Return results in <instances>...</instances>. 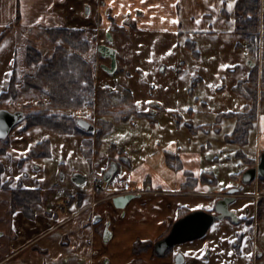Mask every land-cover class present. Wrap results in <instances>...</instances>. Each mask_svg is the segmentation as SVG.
<instances>
[{"label": "crops", "instance_id": "obj_1", "mask_svg": "<svg viewBox=\"0 0 264 264\" xmlns=\"http://www.w3.org/2000/svg\"><path fill=\"white\" fill-rule=\"evenodd\" d=\"M236 1L83 0L84 6L89 7V14L85 15L84 13L83 20L84 22L91 20L94 25L99 21V27L106 30L105 35L109 33L113 43L116 41L117 44L120 39L123 41L129 39L136 43L167 40L169 41L167 49L171 50L173 46L179 48L180 43L190 42H183L189 36L201 37V39L216 38L221 44V39L227 40L237 35L235 33ZM89 3L90 5H88ZM74 5H80L79 0H0V30L7 28L3 38L12 32L9 25L15 23L17 9L20 18L18 25L14 27H18L21 31L20 34L25 36L24 39H27L24 30L28 26V29L33 25L41 27L65 26L67 19L64 18L63 13L68 14V10L71 12ZM261 7L264 12V0H261ZM262 17L264 16L262 15ZM116 33L117 38L112 35ZM238 38H240L238 44L241 45L243 39L240 36ZM217 45L216 42V47L220 46ZM123 47L124 45L117 51V70L114 74L122 77L129 74L141 75L144 71L139 63L130 70L126 69L128 51L130 52L131 49L125 50ZM16 50L17 47L13 48L11 54L13 57H15ZM196 52L199 56H197V61L200 62L201 53ZM246 54V48H244V57L248 59ZM13 65L14 60L11 58L9 67H13ZM247 67L246 78L238 80L239 82L247 80L250 73L249 65ZM177 68L179 72H182L184 66L181 63ZM232 70L234 71V69ZM12 71L13 69L10 70L7 81L3 83L5 88L1 92L6 90ZM238 81L232 82L230 85L231 93L228 100L231 105L218 110L220 114L242 113L251 106V100L234 90ZM204 82V79L199 76L194 91L198 88L197 86L204 85ZM216 89L220 91V94L222 93V87ZM128 91L132 96V104L140 114L147 115L149 111L153 116L158 114L159 105L155 104L149 108L146 103H143L139 108L137 102L141 97L138 96L139 98L135 99L134 93L130 89ZM155 100L157 99L155 98ZM194 101L202 111L206 110L205 108L210 103L207 96L195 95ZM168 111L171 112L170 108ZM187 111H190L191 115L194 114L192 110ZM203 114L199 113L196 126L186 125L189 133L179 131L174 127L153 131L151 134L145 133L151 137L155 136L156 143L161 141L164 144L166 142L161 150H154L151 154H149L150 151H147L149 147L140 145L142 137L140 136L136 142L138 146L140 145L141 151L128 155L124 143L130 137L124 139V142L114 143L111 130H109L103 134V146L101 145L98 150L92 147L90 159L87 160L81 150L84 136L65 135V137L72 138L71 141L75 144L74 153L77 157L80 155L82 162L88 165L85 170H88L91 175L94 172L99 174L100 169H103L102 173L104 174L106 167L109 168L111 163L116 165V175L109 182L111 190L107 192V197L99 198V191L92 193L90 192L91 188L82 191L79 189L80 187L74 186L73 193L75 190H79L81 193L72 194L66 204L63 203L64 201L55 202L56 207L53 208V211H45L43 208V214H38L39 216L36 215L37 213L33 211L32 207L27 212L16 210L12 213L11 209H8L7 216L11 213V221L9 222L7 219V231L6 227L0 230V238L7 237V252L0 264H129L134 257L132 253L134 243L137 241L152 242L157 239L168 229L171 219L173 220L177 216L179 210L191 212L193 209H211L216 198L226 190L240 184L244 171L254 166L264 151V97L257 98L256 119L247 134L246 143L243 145L225 140V137L232 134L236 119L225 118L226 120H221L217 124L214 122V117L209 120V118L203 117ZM136 117L132 120L130 117L115 122L113 126L128 122L134 124L133 121ZM147 117L139 116L138 118L146 120ZM174 117H176L175 114ZM148 118L150 123L158 124L157 119L151 116ZM226 123L230 125L227 124L225 130L222 125L224 126ZM31 130L46 132L47 129L35 127ZM62 136L64 135H59L60 138ZM12 150H14L13 146L8 150V156ZM33 152L35 153V151ZM34 153L32 155H35ZM49 153L50 156L54 154L52 141H50ZM133 155L135 160L132 159ZM42 157L39 155L40 159ZM236 160L241 162L240 165H236L237 171L226 172L225 169ZM119 163H122L126 168V175L122 178L119 175ZM22 169L26 183L31 184L32 163L26 161ZM221 170L222 175L226 177L224 184L219 182L218 175ZM80 173L84 175L82 172ZM35 183L37 184V182ZM27 188H31V186ZM260 188L259 181H255L245 187L239 195L242 197H238L233 203L232 208L238 218L246 215L256 219L259 199L254 195L257 194V197L260 195ZM126 192H133L138 196L124 210L116 209L111 202L112 196ZM189 195L205 197L202 209H196L187 204L185 196ZM244 207L249 208V213H243ZM262 209L264 210V203ZM96 217H99L100 220L93 223ZM254 219L253 225H256ZM108 221L112 238L108 243H104L102 235ZM260 223L264 227V218ZM99 227H102L100 232H98ZM235 227L239 230V234L234 238L235 259H237L234 264H246L247 260L248 264H255L254 260H257L258 256H263V252H259L261 249L254 239L255 227L250 229L252 236L251 234L247 235V228L243 225Z\"/></svg>", "mask_w": 264, "mask_h": 264}, {"label": "rangeland", "instance_id": "obj_2", "mask_svg": "<svg viewBox=\"0 0 264 264\" xmlns=\"http://www.w3.org/2000/svg\"><path fill=\"white\" fill-rule=\"evenodd\" d=\"M79 2L80 5H74L75 7H73L71 12L68 10V14L63 13L64 18L67 19L65 26L41 27L33 25L29 29L28 26L26 30L23 29L27 35V39H24L25 36L20 34L19 28L14 27L18 25V22H16L11 26L9 25L12 32L7 37L0 39V92L5 88L3 87V83L7 81L10 70L13 69V74H11L12 77H10L11 80L6 90L0 93V109H6L11 112L22 111L25 115V119L11 130L8 137L0 141V230L6 227L7 231V219L9 222L11 221V213L7 216V210L11 209L12 191L22 189L40 191L41 205H33L31 207L34 208L33 211L37 213L36 215H42L43 208L45 211H53V208L56 207L55 202L64 201L63 203L66 204L70 197H72V194L78 195L81 193L79 190H75V193H73L74 185L71 178L74 174L82 172L86 177V183L79 188L82 191L92 188V180L94 178L103 176V169H100L99 174L94 172L93 175L88 170H85L88 168V165L82 162L80 155L77 157L73 150L75 144L71 141L72 138L65 137V135L79 134L84 136L81 150H83L82 153L85 154L87 160L90 159L92 147L98 150L104 144L102 141L103 134L109 130H111L110 133L114 138V143L124 142V139L128 136L130 137L124 143L128 155L141 151L139 148L141 144L144 147H149L147 149V151H150L149 154L154 150H161L166 142L164 144L161 141L156 143L155 136L151 137L150 135H145V133L151 134L153 131L157 132L169 127L178 128L179 131L182 130L189 133L186 125L196 126L198 124L196 120L199 113H204L203 117H207L209 120L214 117V122L220 123L217 121V118L222 114L218 110L224 106L229 107L231 105L230 100H228V96L231 93L230 85L232 82L244 80V77L246 78L249 60L254 63V66H249V69H257L258 72L256 91L258 94H264V82L260 78V70L264 64V57L262 55L264 27L261 22L264 12L261 7V0H259L258 11L260 18L258 51L249 55L246 48L248 45L244 40H241L240 43L242 47H238L237 44L240 38L237 35L227 40L221 39V44H219V40L216 38L211 39L206 37L205 39H201V37L189 36L183 42L190 41L195 44V51L201 53L200 62L197 61L198 58L193 55L191 50L186 47V43H180L179 48L173 46L171 50L167 49L169 44L167 40H150L136 43L129 39H124V41L120 39L118 41L119 44L116 41L110 43L105 37L106 30L99 27V21L95 25L91 23V20L84 22L85 6L83 0H79ZM54 29L79 32V48L77 50L72 49L70 46L64 44L61 38H58L59 36L56 35V32H52L53 35L47 34V32L54 31ZM4 32H7V28L0 30V35ZM112 35L117 38V33ZM216 42L218 43L217 46L220 45L219 47H216ZM99 45L112 47L116 54L118 49L123 45L125 50L131 49L130 52L128 51L126 69L130 70V68L139 63L144 72L139 76L135 74H125L127 75L125 77L115 74L110 75L102 68V66L109 67L110 61L101 57L98 53L97 46ZM15 47H17V52L15 53V57H13L11 54ZM59 48L65 49L69 55L80 56L88 63L93 76L94 88L89 93L79 92L82 97L80 105L70 109H48L47 107L50 105V92L46 87L41 89H25V79L35 78L40 67L44 66L47 60ZM244 48H246V57L248 59L244 57ZM27 49H32L33 53H36L34 51L39 53L40 58L38 63H27ZM11 58L14 60L13 67H9V60ZM173 61L174 64H172ZM181 63L184 68L182 72H179L177 66L181 65ZM199 76L205 82L204 85L197 86L198 88L194 91ZM11 81L12 89L9 88ZM85 86V83H81V87L85 88ZM217 87H222L221 94L216 89ZM128 89L134 93L135 99L138 96L141 97V102L139 101L140 104L138 103L139 108L142 107L143 103H146V106L149 108L157 104L160 106L158 114L153 116L150 114V111L147 115L140 114L135 105L132 104V96ZM195 95L200 97L207 96V99H210L208 107L205 108L206 110L202 111L195 105ZM37 104L42 105L44 108L37 106ZM169 108L171 112L168 111ZM187 110L194 111V114L191 115V112ZM41 113L46 117L55 116L58 121L70 119L75 123V119L77 118L85 119L93 124L95 128H100L102 134L100 137L97 136V133L82 134L74 128L69 130L67 129L68 127H63V131H56L44 125L28 128L27 118L35 114L40 115ZM174 114L176 117H174ZM140 115L151 116L157 119L158 124L150 123L148 117L146 120L139 119ZM135 116L137 117L133 121L135 122L134 124L128 122L113 126L115 122L123 121L130 117L132 120ZM114 119H117V121ZM221 120L226 119L221 118ZM228 123L224 126L222 125L223 129L227 127ZM35 127H42L47 130H45L46 132L31 130L35 129ZM48 130L55 135L50 134ZM66 130L70 131V133H66ZM59 135L64 136L60 138ZM140 136H142L141 143L138 146L136 141ZM193 140L195 139L193 138ZM50 141H52L54 149L52 156L49 155ZM12 146L14 150L8 156V150ZM32 153L35 155H32ZM39 155L43 156L42 159L39 158ZM132 159L135 160L134 155ZM26 161L32 163L33 171L30 170L32 171L30 172L31 184L26 183L24 170L22 169ZM240 163L238 160L235 163L231 162L230 167L226 168L225 171L236 172V165H240ZM35 168L39 169L36 170ZM119 175L121 178L126 175V168L122 163H119ZM218 177L220 184H224L226 177L222 175V170ZM30 186L31 188H27ZM36 186H40L41 188H37ZM61 189L65 191L62 195L58 193ZM99 192V198L107 197L108 191ZM185 198L187 204L196 209H202L200 206L206 200L201 195H189L188 197L185 196ZM17 210L20 211L21 209L17 208ZM15 211L16 209H11L12 213ZM176 218L177 216L173 220L171 219V222ZM235 224H231L225 219L216 221L203 237L174 247L164 258L156 257L153 250H150L139 255L133 254L132 261H135L136 264H172L174 256L177 253H182L185 258L184 264H234L235 260H237L235 259L234 238L239 234V230L235 227ZM258 225L259 227H255L254 230V239L262 250H259V252H263V256H258V259L254 260V263L264 264V227L261 226V223ZM101 229L102 227H99L98 232ZM169 230L170 226L152 243L165 236ZM250 231L246 232L247 235L251 234ZM247 241L249 240L247 239ZM0 246L1 262L7 252V237L0 238ZM248 262L247 260L246 264Z\"/></svg>", "mask_w": 264, "mask_h": 264}, {"label": "trees", "instance_id": "obj_3", "mask_svg": "<svg viewBox=\"0 0 264 264\" xmlns=\"http://www.w3.org/2000/svg\"><path fill=\"white\" fill-rule=\"evenodd\" d=\"M259 0H237L235 5V33L240 36L248 45L247 51L249 55L253 52L258 51L259 42ZM15 23L18 22L20 18L19 11L16 12ZM261 22L264 25V17L261 18ZM6 31V30H5ZM52 32H56L58 38H61L64 44L70 46L72 49H78L80 42L78 41L79 32L70 30H55L50 31L47 34L53 35ZM4 33L0 35V39L4 37ZM263 48L262 55L264 57V36H262ZM238 47L242 45L237 44ZM186 47L191 50L194 56H198L195 51V44L191 42H186ZM32 49L26 50V60L29 64H36L39 62L40 55L37 51ZM35 54V55H34ZM253 62V61H252ZM257 69H251L248 75V79L245 82H239L234 90L240 93L246 99L252 101L250 107L246 108L245 112L242 113H227L222 114L217 118L219 122L221 118H234L236 119L235 128L231 135L225 137V140L238 145H243L246 143L247 134L252 128L253 123L256 119V103L257 98L264 97V94L257 93ZM13 74V72H12ZM12 77V76H11ZM260 78L264 82V64L260 70ZM11 80V79H10ZM81 83H85L86 86L81 87ZM46 87L49 90V106L48 109H70L79 106L82 97L79 92L89 93L91 89L94 88L93 76L91 69L87 62H85L80 56L69 55L65 49H57L56 52L47 60L46 64L40 67L37 76L35 78L25 79V89H41ZM12 89V81L9 85ZM9 89V90H10ZM91 96L90 94H88ZM1 97V94H0ZM132 99V98H131ZM39 107H43L37 104ZM44 108V107H43ZM45 115L41 113L40 115H31L27 118L28 128L36 125H44L54 130H62L63 127H68L67 129L74 128L82 134H90L78 129L73 121L66 119L63 121H58L55 116L44 117ZM143 116V115H140ZM117 121V119H114ZM67 125V126H66ZM106 126V125H105ZM106 131V130H105ZM104 131V132H105ZM59 132V131H58ZM66 133L70 131L66 130ZM100 128H98L97 136L101 135ZM45 145V143H44ZM40 191L32 189H22L17 191H12L11 198V209L20 208L23 212H27L31 206H40L41 198ZM190 211L179 210L177 212V218H180ZM175 219V220H176ZM174 220V221H175ZM171 222V225L173 222ZM170 225V226H171ZM155 243V242H154ZM154 243L152 242H140L137 241L133 245L132 253L134 255H139L141 253L153 250ZM169 252V251H168ZM167 252V253H168ZM154 253V252H153ZM166 253V254H167ZM129 264H136L135 261H131Z\"/></svg>", "mask_w": 264, "mask_h": 264}, {"label": "water", "instance_id": "obj_4", "mask_svg": "<svg viewBox=\"0 0 264 264\" xmlns=\"http://www.w3.org/2000/svg\"><path fill=\"white\" fill-rule=\"evenodd\" d=\"M89 14V7H85V15ZM107 39L110 43L113 39L107 33ZM97 51L103 58L110 60L109 67L102 66V68L109 74H114L117 70V59L115 50L108 45L97 46ZM249 66L253 67L254 63L249 61ZM25 119L22 111L11 112L6 109H0V141L8 137L11 130ZM75 125L81 131L86 133H95L98 129L89 121L81 118L75 119ZM116 165L111 163L109 168L103 174V180L109 183L116 175ZM258 179L264 180V151L259 157V161L252 167L246 169L241 177V184L239 187L230 188L227 190L225 196L218 200L215 204V214H211L205 210H193L186 215L178 218L171 226L167 235L155 242L153 246L154 254L163 258L166 253L181 244L199 239L203 237L211 225L216 221L224 218H230L233 223L238 222V218L234 212L229 209V205L236 201L237 197L244 190L245 187L251 185ZM72 184L76 187H81L86 183V177L80 173H76L71 178ZM138 195L125 194L122 196L113 197L111 202L118 210H124L126 206L134 200ZM99 217L94 219L93 223H97ZM103 242L108 243L112 238V233L109 229V223L106 224L103 231ZM185 258L182 253H177L174 257L173 264H184Z\"/></svg>", "mask_w": 264, "mask_h": 264}, {"label": "flooded vegetation", "instance_id": "obj_5", "mask_svg": "<svg viewBox=\"0 0 264 264\" xmlns=\"http://www.w3.org/2000/svg\"><path fill=\"white\" fill-rule=\"evenodd\" d=\"M263 16H264V14H263ZM105 37H106V39H107V34L105 35ZM107 41H108V39H107ZM109 42V41H108ZM106 59H108V58H106ZM110 61V60H109ZM258 181H259V184H260V195H259V197H258V199H259V204H258V209H257V211H256V214H255V216H256V219H254V218H249L248 216H246V215H244L243 217H241V218H238V222L235 224L236 226H240V225H243L244 227H246L247 228V231H249L252 227H258L259 225V223L263 220V218H264V216H263V212H264V210L262 209V204L264 203V180L263 179H258ZM240 184H241V179H240ZM240 184L237 186V187H239L240 186ZM245 189V188H244ZM244 191V190H243ZM226 192H227V190L222 194V195H220L218 198H216V200L214 201V205H213V207L211 208V209H208V210H205V211H207V212H209V213H211V214H215V210H214V208H215V204H216V202L218 201V200H220V199H222L224 196H225V194H226ZM242 193V192H241ZM238 197H242V196H238ZM237 197V198H238ZM233 203H235V202H233ZM233 203L232 204H230L229 205V209L232 211V212H234L235 213V215L237 216V213L235 212V210L232 208V205H233ZM243 213L245 214V213H249V208L248 207H244L243 208ZM225 220H228L231 224L233 223V221L230 219V218H224ZM253 219H254V222H256V225L254 224L253 225ZM108 223H109V221H108ZM107 224V223H106ZM106 224H105V226H106ZM109 226H110V223H109ZM171 227V226H170ZM173 249V248H172ZM171 249V250H172ZM175 257V256H174ZM174 259V258H173ZM173 264V263H172Z\"/></svg>", "mask_w": 264, "mask_h": 264}, {"label": "built area", "instance_id": "obj_6", "mask_svg": "<svg viewBox=\"0 0 264 264\" xmlns=\"http://www.w3.org/2000/svg\"><path fill=\"white\" fill-rule=\"evenodd\" d=\"M96 190H101V191H109L111 190L110 189V186L108 184H106L102 179L100 178H94L92 180V192L96 191ZM58 193L60 195H62L63 193H65V191L62 189L60 191H58ZM257 196V195H255Z\"/></svg>", "mask_w": 264, "mask_h": 264}, {"label": "snow or ice", "instance_id": "obj_7", "mask_svg": "<svg viewBox=\"0 0 264 264\" xmlns=\"http://www.w3.org/2000/svg\"><path fill=\"white\" fill-rule=\"evenodd\" d=\"M229 7H231V4H229ZM137 103H139V102H137ZM3 133H0V135H2ZM200 207H203V206H200Z\"/></svg>", "mask_w": 264, "mask_h": 264}]
</instances>
